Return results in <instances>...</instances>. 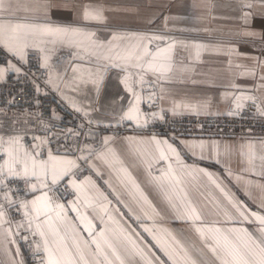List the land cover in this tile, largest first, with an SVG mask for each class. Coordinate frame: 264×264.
Wrapping results in <instances>:
<instances>
[{"label":"snow or ice","instance_id":"snow-or-ice-1","mask_svg":"<svg viewBox=\"0 0 264 264\" xmlns=\"http://www.w3.org/2000/svg\"><path fill=\"white\" fill-rule=\"evenodd\" d=\"M256 2L264 8V0ZM240 4L242 10L254 7L251 0H240ZM69 7H74L69 0H25L24 3L0 0V49L9 56L5 65L0 66V82L9 74L27 77L30 56L36 55L43 61L40 67L49 70L46 83L62 91L60 82H63L64 89L72 94L63 93L65 99H69L78 112L82 108L75 97L86 95L89 85L99 96L104 77L114 71L127 93V97L122 98L127 100V106L115 113L118 123L128 121L143 128L151 120L164 119L166 111L178 114L177 108L181 105L150 113L141 109L142 104L153 108L156 100L163 98L155 89L158 84L167 82L173 72L174 43L161 48L157 42L166 41V37L146 34L111 33L110 38L101 40L95 30L52 21L55 10ZM78 7L83 22H104L98 7L91 4ZM21 9L33 15L16 19ZM255 15L264 17V11H243L241 19L247 26ZM242 34L264 41V33L245 30ZM193 47L198 57L199 49L205 46ZM63 48L70 50L71 76L66 67L63 73L56 72L53 79L52 54ZM250 59L254 67L239 75L257 80L256 86L244 90L233 83L231 87L239 94L224 93L222 98L234 105L228 115H239L251 103L255 115L264 118V95H245V91H264V73H258L259 69H264V58L252 56ZM76 61L86 66L81 67ZM36 87L39 91V85ZM159 91H164L162 86ZM209 104L207 101L183 107L199 115L206 114ZM88 114L84 110V115ZM28 123V120L13 119L9 131L0 123V253L7 255L11 264H17L15 256L20 253L18 247L13 252L10 246L15 245L17 239L27 242L30 238L41 264H264V138H254L251 130L247 134L249 138L239 145L238 155L245 165L240 172L249 173L254 179H244L227 167V162L237 154L232 145L224 144L221 151L219 141H181V149L155 135L147 139L127 137L125 141L133 159L127 166L119 161L121 168L115 180L120 190L110 178L104 181L111 190L106 194L90 177L80 179L82 166L96 168L94 161L104 160V152L85 143L83 147L77 145L60 154L50 146L51 138L55 136L58 140L59 135L51 132L43 118L38 119L43 136L36 134L40 128L32 131ZM17 124L22 126L17 128ZM67 132L80 135L72 130ZM111 140V137H104L102 146L107 147ZM133 145L143 147L133 148ZM257 145L259 155L255 151ZM107 151L113 150L107 148ZM183 151L199 160L214 158L217 163L223 162L227 176L221 178L195 162L188 164ZM68 152L80 155L73 159ZM129 168L143 169L145 187L137 183ZM96 174L102 175L99 169ZM205 179L218 196L213 192L205 193ZM226 179L229 183L234 180L247 200L237 196L225 183ZM62 182L65 190L72 189L76 194L74 200L60 202L57 186ZM85 186H89L87 192L83 191ZM252 189L258 190V195ZM153 192L155 196L150 199ZM14 216L19 219H13ZM129 219L136 227L128 223ZM168 219L190 222L202 247H197L182 234L161 227ZM0 264H4L2 259Z\"/></svg>","mask_w":264,"mask_h":264},{"label":"crops","instance_id":"crops-1","mask_svg":"<svg viewBox=\"0 0 264 264\" xmlns=\"http://www.w3.org/2000/svg\"><path fill=\"white\" fill-rule=\"evenodd\" d=\"M24 2L25 0H21V3ZM60 2H63V0H60ZM69 3L74 5V7L60 8L54 11L51 16L54 23L60 25H79L95 30L101 40L110 38L111 33L126 36L130 34H146L166 37V41L157 42L161 48L174 43L175 46L172 50L173 72L169 75L167 82L157 85L158 90L161 86L164 89L162 93L159 91L160 96L162 95L163 97L160 99V103L164 110L171 109L174 105H181V107L177 108L178 114L176 115L195 114L189 109L184 108L183 105H195L210 101L206 114L202 112L200 115H225L234 105L229 100L223 99L222 94H231L233 92L239 94L236 89L231 87L233 83L238 85L240 89L248 90L253 89L258 82L250 76L239 75V73L246 69L254 67V61L250 57L257 56L264 58V54H262L264 41L259 39L254 40L242 34L245 30L264 33V17L259 15L253 16L251 24L247 26L241 19L243 11H252L254 13L264 11V8H260L257 3H253L254 7L251 10H242L240 0H69ZM85 4H91L101 9L104 22H83L80 19V9L78 6ZM31 15L33 13L25 12L21 9L17 12L16 19L23 20L24 17ZM197 44L205 46L199 49L200 54L198 57L196 56L197 49L193 47V45ZM69 51V49L63 48L52 54L50 64L55 66V71L52 73L53 79H55L56 72L63 73L66 67L69 68L68 76H71ZM229 60H231V65L229 64ZM41 62L43 61L41 60ZM75 63L81 67L86 66L81 61H76ZM185 68L189 70L184 71ZM47 71L49 79V70ZM258 73H264V69H259ZM147 79L150 80L151 76L147 77ZM51 86L55 90L54 86ZM60 88L62 91H55L72 105L69 99H65L63 94L72 95L64 89L63 82H60ZM86 93V95L75 97L77 105L82 108L80 112L83 114L84 110L89 112L87 117L92 122L104 127L101 142L91 145L98 152H104L105 157L104 160H95L96 168L89 167V170L80 174V179L83 180L85 177H90L106 194L111 190L108 189L104 181L110 178L117 190H120L115 180V176L121 168L119 161H123L124 166H127L133 159L129 145L125 141L127 137L147 139L155 135L157 138L169 140L170 143L181 149L183 148L181 141L215 140L220 142L221 151H223L224 144L232 145L236 149L237 154H234L227 162V167H230L234 174L242 175L244 179L255 178L249 173L240 172V169L245 165L242 162V158L238 155L239 145L244 139L249 138L248 136L182 135L173 140L169 136L159 133L139 131L120 132L117 130L118 126L125 123L135 125V123L128 121L117 122L115 113H118L122 106H127V100L122 99L127 97V93L117 73L114 71L107 73L100 87L99 96H97L95 89L91 85H89ZM245 95L262 96L264 95V91H245ZM89 106L97 110L91 111ZM168 112L172 113L171 111ZM104 137L112 138L107 147L102 146ZM253 137L264 138V135H253ZM50 146L60 154L65 153L66 149L58 145L50 144ZM132 147L142 148L143 146L133 145ZM107 148H111L113 151L108 152ZM255 151L259 155L258 145ZM67 154L73 159L80 155V153L78 155L76 152L74 155L72 152H68ZM182 155L188 164L195 162L200 168L216 173L221 178L227 176L223 162L217 163L214 158L199 160L187 151H183ZM256 164L258 168L259 160L256 161ZM96 169H99L102 175H97ZM129 171L132 172L137 183H140L142 188L145 187L146 173L143 169L133 170L129 168ZM203 183L206 185L204 189L206 194L213 192L215 195H219V193L214 192L210 185H207L206 179ZM225 183H228V186L242 200H247L244 192L235 185L234 180L229 183L226 179ZM88 187L85 186L83 191L87 192ZM71 191L72 194L68 197H62L57 194L60 197L61 203H67L75 199L76 194L72 189ZM252 191L258 195V190L252 189ZM153 196H155L154 192L149 198L152 199ZM109 198L113 199L111 196ZM249 203L251 204L250 201ZM113 205L115 206L114 199ZM121 208L123 211H126L122 206ZM128 223L136 227L134 221L131 219L128 220ZM110 227L116 226L110 224ZM161 227L171 229L177 234H182L197 247H202L199 237L192 230L191 223L186 220L168 219L161 224ZM144 235L147 236V234ZM10 247L13 252L17 247L19 248L20 254L19 256H15V260L17 264L21 261L22 264H25L18 242ZM154 251H157V254L162 256L157 249H154ZM0 259L4 261V264H11L7 255L0 253Z\"/></svg>","mask_w":264,"mask_h":264},{"label":"built area","instance_id":"built-area-1","mask_svg":"<svg viewBox=\"0 0 264 264\" xmlns=\"http://www.w3.org/2000/svg\"><path fill=\"white\" fill-rule=\"evenodd\" d=\"M9 59L6 51L0 49V66L5 65ZM41 59L36 55L30 56L27 70V77L17 78L15 74L5 76L4 82H0V123L4 125V130L9 131L13 119L21 122L28 120V127L32 131L40 128L37 135L43 136L44 130L38 124V119L43 120L51 127V132L57 133L59 139L53 136L50 144L58 145L63 149H75L77 145L83 147L85 143L98 144L101 142V135L104 130L102 125L95 124L82 112L76 111L72 105L65 101L50 84H47L48 71L40 67ZM37 85L40 90L37 91ZM155 91L160 96L158 87ZM147 94V92L145 93ZM144 112L159 111L162 109L160 99L156 100V106L149 108L147 104H142ZM31 113L32 115H27ZM55 113V116H53ZM91 121V122H90ZM22 125L17 124L20 128ZM72 130L79 133V136L68 133ZM120 132L139 131L165 134L176 140L182 135L194 136H248L249 130L253 135H264V118L255 115V108L248 103L243 112L239 115H197L181 114L173 115L166 111L164 119L149 121L148 125L139 128L132 123H125L117 127ZM95 137V140L92 139ZM30 138V137H29ZM79 155V152H76ZM83 171L89 167L82 166ZM57 194L60 196H70L71 189L65 190L62 182L57 186ZM13 219H19L14 216ZM21 247L25 264H41L40 256L34 253L29 241L17 239Z\"/></svg>","mask_w":264,"mask_h":264},{"label":"rangeland","instance_id":"rangeland-1","mask_svg":"<svg viewBox=\"0 0 264 264\" xmlns=\"http://www.w3.org/2000/svg\"><path fill=\"white\" fill-rule=\"evenodd\" d=\"M252 3H257L256 0H251Z\"/></svg>","mask_w":264,"mask_h":264}]
</instances>
